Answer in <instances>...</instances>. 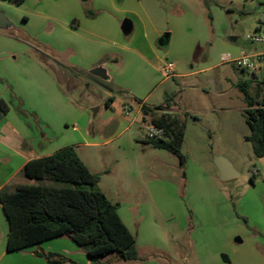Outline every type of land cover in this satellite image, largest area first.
I'll return each mask as SVG.
<instances>
[{
	"label": "rangeland",
	"instance_id": "374dc122",
	"mask_svg": "<svg viewBox=\"0 0 264 264\" xmlns=\"http://www.w3.org/2000/svg\"><path fill=\"white\" fill-rule=\"evenodd\" d=\"M93 1H80L83 14L87 16L88 11L93 14L92 18L87 17L89 20L100 14L93 9ZM205 1L206 5L200 8L194 5L199 0H192L190 14L199 25V32H205L209 41L214 40L216 28L220 37L233 32L244 38L264 20L261 8L257 9L264 0ZM27 3L24 7L2 9L12 27L0 30V89L4 94L14 92L19 97L15 104L19 103L34 131L42 125L38 121L47 122L57 137L55 145L73 147L89 170L100 174L98 188L113 204L142 199L152 209L153 219L143 215L131 227L138 260L116 264H264V159L256 158L250 144L244 141L249 129L243 113V96L236 87L239 81L250 82L249 93L259 99L261 76L221 64L186 83H175L169 78L170 81L151 91L152 77L142 67L124 71V61L119 57L118 71L110 69L109 73L113 78L125 72L121 76L130 91H117L111 82L97 79L100 86H82L81 81L70 89L66 83L64 95L60 93L62 102L58 111L52 101L55 89L48 69L59 70L60 62L69 68L71 64L79 65L88 45L64 31L63 13L42 2L33 7L31 0ZM46 15L54 16L55 21H45ZM67 24L72 26V21ZM197 29L195 26L193 31ZM209 46L204 43L200 53H206ZM225 52L216 48L212 51L211 65L200 62L212 66L228 54ZM200 69L197 66L195 70ZM158 78L162 79L160 75ZM149 92L147 106H163L171 97L172 103L188 114L184 118L186 135L181 148L184 165L168 151L154 149L146 142L144 128L133 121L134 114L122 113V106L133 105L131 95ZM111 96L114 101L106 109L105 102ZM113 116L123 120L117 122ZM217 157L226 159L238 176L221 182L213 164ZM20 182L35 183L18 176L15 183ZM123 190L126 194L115 193ZM123 206L126 205L122 209ZM6 231L0 207V248ZM236 239L241 243H236ZM69 245L74 244L60 238L14 252V264H48L45 259L29 254L39 249L62 258L81 255L76 257L77 262L82 259L77 264H87L85 253L78 248L79 253L70 254ZM221 253L230 263L221 260Z\"/></svg>",
	"mask_w": 264,
	"mask_h": 264
},
{
	"label": "crops",
	"instance_id": "0c3cea01",
	"mask_svg": "<svg viewBox=\"0 0 264 264\" xmlns=\"http://www.w3.org/2000/svg\"><path fill=\"white\" fill-rule=\"evenodd\" d=\"M33 1L31 0V7L42 3L49 4L58 13H63L66 17V21L63 22L65 23L64 31L74 38H81V41L83 43L86 42V45L89 46L82 54V63H78L79 65L71 64L69 68L64 62H60L58 65L61 70L48 69V73L54 82L52 86L55 89L52 101L57 106L58 111L62 102L60 93L64 95L63 88L66 83L70 89H74L81 81L82 86L83 84H87V86L89 84L99 85L95 81L97 79L111 82L112 87L117 91H130V86L125 82V78H122L125 72H120L113 78H111L109 73L110 69L118 71L119 57L121 61H124V71H128L130 68L133 70L134 68L142 67L146 75L152 77V80L150 79L149 81L152 91L170 81L160 71V67L165 61H171L175 66L174 77L171 80L175 83H186L188 79L190 80L197 74L221 65L220 62H217L209 66L213 60L212 51L216 48L223 49V51H226L225 53L235 58L242 55L255 54L260 48L248 43L245 40V36L240 38L233 32L220 37L217 35V28L214 29V33L216 32L214 40L209 41L205 32L203 34L199 32V25L196 24V20L190 14V9H192L193 5L192 0H167L165 3L160 0H94L93 9L100 13L94 20L87 19V17H93L91 11L87 12V16L83 14L80 0H38L35 3ZM27 2L28 0H24L22 4L15 6L24 7L28 5ZM194 5L201 8L206 5V1L199 0L198 4ZM7 6L14 5L0 0V30L12 27L11 21L2 10L8 8ZM257 9H260V4L257 5ZM244 17L245 15L242 14L240 18L243 19ZM43 19L45 21H55L56 18L46 15ZM70 20L72 21V26L67 24ZM23 21L25 23L28 22V18L25 16ZM124 23L125 25H123ZM195 26L198 28L197 31H193ZM253 29H255V26ZM165 35L167 36L166 39L163 38ZM126 37L127 39H125ZM204 43H208L210 46L206 53L201 54L200 51ZM200 61H204L209 65L202 64ZM198 62L201 64H198ZM197 66L202 67V69L195 70ZM65 69H70L71 71L67 72ZM95 69L101 70L104 73V78L92 75L91 71ZM158 75L162 79H159ZM88 76L92 79L88 78ZM149 94L150 92L140 96L135 93L134 96L131 95L130 97L133 105L127 104L121 108L122 113L126 116L130 113L134 114L133 121L139 123L143 128L149 122L141 124L143 119L141 105H147L146 99ZM0 100L8 107L6 113L0 111V190L3 188L13 190L17 186L26 185L23 182H20V184L15 183L18 176H23L22 168L26 163L34 159L48 157L63 148L58 147L57 144L55 145L57 137L47 122L38 121L42 125L39 126L38 132L34 131L26 120L23 110L19 107V103L18 105L15 104L19 97L14 92L8 95L4 94L2 89H0ZM113 101L114 97H109L105 102V108L110 109V103ZM163 107L164 112L168 114L180 115L185 113L172 102L169 107L165 105ZM126 110L130 111V113L126 114ZM111 118L117 120V122L123 120L117 116ZM74 128L72 129L75 131L76 128ZM185 135L186 127L184 139ZM143 140L146 141L145 139ZM87 145L95 146L96 144ZM103 193L108 199L107 194ZM115 193L126 194V191ZM138 201L135 199L116 203L119 217L134 238L135 235L131 227L136 225L135 221L138 222L143 215L153 219L152 209L146 207L142 199ZM124 204L126 206H123L124 208L122 209ZM6 232L3 245L0 248V264H14L15 253H10L6 250L9 233L8 224ZM68 250H70V254L79 253L78 247L75 245H69ZM40 252H43L42 249L36 251V253ZM36 253L31 250L29 254L33 257ZM219 256L223 262L230 263L225 254L221 253ZM76 257H81V255L65 258V260L71 264L81 263L82 259L80 258L79 262H77L78 258ZM86 260L87 264H94L87 257ZM166 260L168 261V259ZM119 262L128 263L117 260L114 257H107L101 260L99 264H116Z\"/></svg>",
	"mask_w": 264,
	"mask_h": 264
},
{
	"label": "trees",
	"instance_id": "16d2710c",
	"mask_svg": "<svg viewBox=\"0 0 264 264\" xmlns=\"http://www.w3.org/2000/svg\"><path fill=\"white\" fill-rule=\"evenodd\" d=\"M20 5L24 0H4ZM250 82L239 81L237 89L245 104V123L249 134L244 138L256 158L264 159V74L258 82L261 96L249 93ZM168 97L165 106L169 107ZM0 111L8 107L0 100ZM143 119L162 129L163 137L147 140L154 149L166 150L176 156L181 165L185 120L188 114H168L163 106L141 105ZM22 174L34 184L20 185L13 190H0V207L8 224L7 252H20L39 244L67 238L81 249L90 262L99 264L107 257L123 262L138 260L136 240L111 203L98 188L100 174L92 173L72 147L63 148L43 158L29 161ZM48 264L66 263L52 253H36Z\"/></svg>",
	"mask_w": 264,
	"mask_h": 264
},
{
	"label": "built area",
	"instance_id": "2783aa9c",
	"mask_svg": "<svg viewBox=\"0 0 264 264\" xmlns=\"http://www.w3.org/2000/svg\"><path fill=\"white\" fill-rule=\"evenodd\" d=\"M262 15H264V3L260 6ZM245 40L253 45L259 46V51L252 55H242L240 57H232L230 54H224L220 57L221 64H231L233 67L241 71L248 72L254 76L264 74V20L259 22L252 33L245 35ZM175 66L173 63L165 61L160 67V71L165 78L174 77ZM126 114L130 111L126 110ZM75 129V128H74ZM145 139L157 140L163 137L162 129L156 128L151 124L144 126ZM256 174V171L253 173Z\"/></svg>",
	"mask_w": 264,
	"mask_h": 264
},
{
	"label": "water",
	"instance_id": "95a60500",
	"mask_svg": "<svg viewBox=\"0 0 264 264\" xmlns=\"http://www.w3.org/2000/svg\"><path fill=\"white\" fill-rule=\"evenodd\" d=\"M80 1H86V0H80ZM123 25H125V23ZM166 37L167 36L165 35L163 38L166 39ZM91 74L100 78H104V73L99 69H95L91 71ZM213 164L218 171L219 180L221 182L232 180L238 176V173L234 170L232 165L224 158L221 157L215 158ZM235 241L236 243H241L239 239H236Z\"/></svg>",
	"mask_w": 264,
	"mask_h": 264
}]
</instances>
